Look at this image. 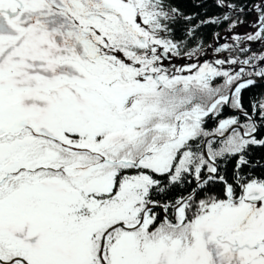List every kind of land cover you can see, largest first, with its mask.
Listing matches in <instances>:
<instances>
[{
	"label": "snow or ice",
	"instance_id": "1",
	"mask_svg": "<svg viewBox=\"0 0 264 264\" xmlns=\"http://www.w3.org/2000/svg\"><path fill=\"white\" fill-rule=\"evenodd\" d=\"M215 4L0 0V264H264V0Z\"/></svg>",
	"mask_w": 264,
	"mask_h": 264
},
{
	"label": "trees",
	"instance_id": "2",
	"mask_svg": "<svg viewBox=\"0 0 264 264\" xmlns=\"http://www.w3.org/2000/svg\"><path fill=\"white\" fill-rule=\"evenodd\" d=\"M243 3L244 0H241ZM173 7L177 8L184 17H192L191 23H186L183 19H180L175 24V30L179 33L178 37L183 36L186 29L192 25L200 24V21L211 20L215 17L221 16L223 13L219 7L216 6L215 0H170ZM255 14L247 17L249 20L253 18ZM243 19V17H241ZM227 24H201L196 30V39L192 42L198 44L199 38H202L204 42H210L214 36V33L226 30ZM238 28V27H237ZM236 28L237 34H242L241 30ZM215 31V32H214ZM214 32V33H213ZM201 41V40H200ZM260 89L262 87L257 83L256 86L251 87L249 90L243 93L245 108H249L250 104L256 103V99L261 95ZM251 110V109H249ZM252 157L255 161L264 163L261 158L264 157V148H254ZM181 194L180 189H175L167 194L169 198H174Z\"/></svg>",
	"mask_w": 264,
	"mask_h": 264
},
{
	"label": "flooded vegetation",
	"instance_id": "3",
	"mask_svg": "<svg viewBox=\"0 0 264 264\" xmlns=\"http://www.w3.org/2000/svg\"><path fill=\"white\" fill-rule=\"evenodd\" d=\"M215 32V31H214ZM213 32V33H214ZM175 33L177 34V35H179V33L175 30ZM235 33H237L236 32V29H235ZM217 34H219V39L217 38ZM215 38L216 39H218L219 41H217V40H215ZM213 39L215 40V41H213ZM201 40V41H200ZM199 43L198 44H195V42H192L191 43V47H198V45L199 44H202L203 45V47H204V49H205V51H206V53H207V55L206 56H202L201 57V60H200V62L202 63L205 59H207V56L210 54V48H212V45H213V47L215 48V46L216 47H220L221 45H223V44H225V43H232V41H231V39H230V34H228L227 32H226V30H223V31H221V32H216V33H214V36H213V38H212V40L210 41V42H204V40L202 41V38H199V41H198ZM254 46L255 45H252V50L254 51ZM215 58H223V56L220 54V53H216L215 54V56H214V58L212 59V55H210V57H209V61H212V60H214ZM241 58H243V57H241ZM211 59V60H210ZM185 61H181V60H178V61H176V63H178V64H181V63H184ZM257 102V101H256Z\"/></svg>",
	"mask_w": 264,
	"mask_h": 264
},
{
	"label": "rangeland",
	"instance_id": "4",
	"mask_svg": "<svg viewBox=\"0 0 264 264\" xmlns=\"http://www.w3.org/2000/svg\"><path fill=\"white\" fill-rule=\"evenodd\" d=\"M250 18H251V17H250ZM250 18H249V21L253 20V19L255 18V16H253L252 19H250ZM237 29L241 30V33H242V34H243V33H246V32H249V31H252V29H250V28H246V27H238ZM215 40L219 41V40L216 39V38H215ZM215 40L213 39V41H215ZM260 47H261L260 45H255V46H254V51H258ZM215 48H216V46H215ZM213 49H214V47H213V45H212V48H210V50H209V51H210V54L207 56V60L209 59L210 55H212V59L214 58L216 52H214ZM210 60H211V59H210ZM258 84L262 87V89H260V93H261L260 96H264V85H262L260 82H258ZM260 96H259V97H260ZM258 99H259V98H257L256 100H258ZM262 99H264V98H262Z\"/></svg>",
	"mask_w": 264,
	"mask_h": 264
},
{
	"label": "bare ground",
	"instance_id": "5",
	"mask_svg": "<svg viewBox=\"0 0 264 264\" xmlns=\"http://www.w3.org/2000/svg\"><path fill=\"white\" fill-rule=\"evenodd\" d=\"M262 98H264V96H260L258 100H260V99H262ZM258 100H257V101H258ZM231 111H232V110H229V112H231Z\"/></svg>",
	"mask_w": 264,
	"mask_h": 264
},
{
	"label": "water",
	"instance_id": "6",
	"mask_svg": "<svg viewBox=\"0 0 264 264\" xmlns=\"http://www.w3.org/2000/svg\"><path fill=\"white\" fill-rule=\"evenodd\" d=\"M262 85H264V82H260Z\"/></svg>",
	"mask_w": 264,
	"mask_h": 264
}]
</instances>
